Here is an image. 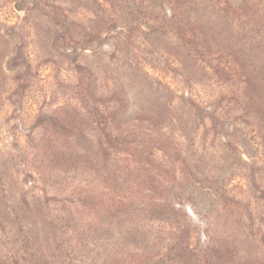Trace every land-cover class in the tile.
Instances as JSON below:
<instances>
[{
	"label": "rangeland",
	"instance_id": "374dc122",
	"mask_svg": "<svg viewBox=\"0 0 264 264\" xmlns=\"http://www.w3.org/2000/svg\"><path fill=\"white\" fill-rule=\"evenodd\" d=\"M0 264H264V0H0Z\"/></svg>",
	"mask_w": 264,
	"mask_h": 264
}]
</instances>
